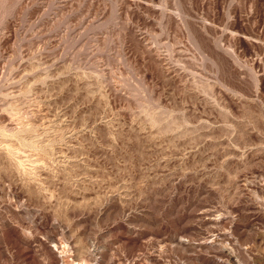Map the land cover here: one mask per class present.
Returning a JSON list of instances; mask_svg holds the SVG:
<instances>
[{"label":"rangeland","instance_id":"1","mask_svg":"<svg viewBox=\"0 0 264 264\" xmlns=\"http://www.w3.org/2000/svg\"><path fill=\"white\" fill-rule=\"evenodd\" d=\"M0 168V264H264V0H0Z\"/></svg>","mask_w":264,"mask_h":264},{"label":"bare ground","instance_id":"2","mask_svg":"<svg viewBox=\"0 0 264 264\" xmlns=\"http://www.w3.org/2000/svg\"><path fill=\"white\" fill-rule=\"evenodd\" d=\"M6 147H7V146H6ZM9 147H10V146H9ZM9 147H8V154H9L10 156H12V157L15 156V155H16V152H15L13 149H10ZM2 151H3V150H2ZM4 153H5V152H4ZM17 153H18V151H17ZM19 155H20V154H19ZM19 155H18V156L16 155L17 158L14 159V160H15V162H14L15 167H14V168H16V169H18V168H19V169H22V168H23V161H24V160H23L22 156H19ZM13 158H14V157H13ZM13 158H12V159H13ZM30 158H31V157H30ZM32 158H33V157H32ZM41 158H42V157H41ZM27 159H28L29 161H31V163H34V165L42 164V162L39 163V159H38V158H37V159H34V160H31V159H29V156H27V157H26V160H27ZM41 160H42V159H41ZM41 160H40V161H41ZM9 162H11V161L9 160ZM26 162H27V161H26ZM37 163H39V164H37ZM9 164H10V163H9ZM43 165H44V164H43ZM1 166H2V165H1ZM5 166H6V165H5ZM5 166H4V168H6ZM7 166H8V164H7ZM11 167H12V166H11ZM21 167H22V168H21ZM25 167H26V166H25ZM30 167H31V166H30ZM34 167L37 168L38 166H34ZM41 167H42V166H41ZM38 168H39V167H38ZM0 169H1V168H0ZM19 169H18V170H19ZM2 170H3V169H2ZM10 170H11V169H10ZM25 170H26V169H25ZM29 170H30V169H29ZM4 171H5V170H4ZM22 171H23V170H22ZM30 171H31V170H30ZM8 172H9V171H8ZM16 172H17V171H16ZM10 173H11V172H10ZM17 173H18V172H17ZM19 173H20V172H19ZM5 174H6V173H5ZM5 174H4V175H5ZM33 174H34V173H33ZM33 174H32V175H33ZM6 175H7V174H6ZM6 177H7V176H6ZM10 177H11V176H10ZM83 248H84V247H83ZM83 250H84V249H83ZM82 252H83V251H82ZM82 252H80V253H82ZM84 252H85V251H84ZM228 257H229V256H228Z\"/></svg>","mask_w":264,"mask_h":264}]
</instances>
